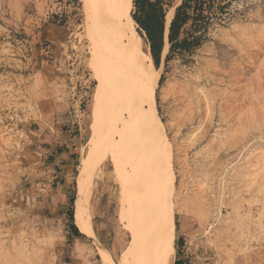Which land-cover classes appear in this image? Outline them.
Returning a JSON list of instances; mask_svg holds the SVG:
<instances>
[{
    "label": "rangeland",
    "instance_id": "obj_1",
    "mask_svg": "<svg viewBox=\"0 0 264 264\" xmlns=\"http://www.w3.org/2000/svg\"><path fill=\"white\" fill-rule=\"evenodd\" d=\"M212 1L199 47L167 61L166 22L159 68L151 56L165 147L146 132L150 107L130 95L128 67L106 129L82 0H0V264H120L152 200L156 154L161 169L172 163L176 256L185 232L192 264H264V0ZM103 170L124 228L112 246L93 227ZM78 193L92 224L78 214L81 243L69 234Z\"/></svg>",
    "mask_w": 264,
    "mask_h": 264
},
{
    "label": "bare ground",
    "instance_id": "obj_2",
    "mask_svg": "<svg viewBox=\"0 0 264 264\" xmlns=\"http://www.w3.org/2000/svg\"><path fill=\"white\" fill-rule=\"evenodd\" d=\"M82 3L90 25L93 68L103 98L106 129H110L114 117L110 103L117 97L116 93L119 94V84L124 80L123 74L128 67L136 74L133 77L134 87L130 95L138 99L146 98L150 107L148 113L142 111L147 124L146 132L155 142L167 147L163 123L155 105V90L159 85L160 70L155 68L151 55L145 53L134 28L135 21L131 15L133 0H82ZM173 16L174 10L168 15L167 34ZM154 161L155 179L153 185L148 186L147 192L152 196V200L146 203L145 215L134 230L132 240L121 256L120 264L175 262V209L171 197L172 163L169 156L163 161L164 168L161 169L163 165L157 154ZM142 185L146 187L144 183Z\"/></svg>",
    "mask_w": 264,
    "mask_h": 264
},
{
    "label": "trees",
    "instance_id": "obj_3",
    "mask_svg": "<svg viewBox=\"0 0 264 264\" xmlns=\"http://www.w3.org/2000/svg\"><path fill=\"white\" fill-rule=\"evenodd\" d=\"M172 0H133L134 10L131 12L132 18L138 26L140 35L146 40L150 47L151 56L159 68L160 59L165 46L166 6ZM212 0H184L177 7L175 16L170 24L169 43L171 44L170 54L176 50L192 52L199 47L204 40L207 29L206 20L209 18L205 13L210 11ZM225 7H220V12ZM191 23L190 31L182 38L184 28ZM75 201L73 200V203ZM70 219L74 223V212H70ZM74 229H77L73 225ZM77 236L79 231L77 229ZM178 243V247H179ZM175 264H192L191 262H176Z\"/></svg>",
    "mask_w": 264,
    "mask_h": 264
},
{
    "label": "crops",
    "instance_id": "obj_4",
    "mask_svg": "<svg viewBox=\"0 0 264 264\" xmlns=\"http://www.w3.org/2000/svg\"><path fill=\"white\" fill-rule=\"evenodd\" d=\"M74 153L72 150L69 152L71 155ZM72 166V165H71ZM70 166V167H71ZM113 185L112 181L110 180V176L108 172L103 170L102 173V180L101 182H98L97 188L94 191V194L92 195L91 200V210L93 213V227L94 232L96 234L97 239L99 242L103 245L112 246L118 239L113 240L112 236L117 235V230H124V228L121 226V223L119 221V206L118 202L114 196L113 191ZM81 200L82 204H80L79 208L80 210L75 214L74 216V223L71 221L69 226V234L70 236L75 235V238L80 241L83 237H89L87 236V233L85 231L84 224L82 223L80 217H78V214L81 213V217L85 219L89 229L91 230V223H90V216L88 215V209L86 207V201L84 194L78 193L77 200H76V206L78 201ZM77 211V209H76ZM73 225L76 226V228L79 231V236H77V229H74ZM120 241V240H119ZM179 244L178 252L175 259V262H188V256H187V248L188 245L192 242L190 241L189 237L185 232H183L179 238L177 239V244Z\"/></svg>",
    "mask_w": 264,
    "mask_h": 264
}]
</instances>
